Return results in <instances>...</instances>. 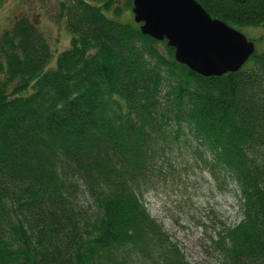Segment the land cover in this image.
<instances>
[{
  "label": "trees",
  "instance_id": "16d2710c",
  "mask_svg": "<svg viewBox=\"0 0 264 264\" xmlns=\"http://www.w3.org/2000/svg\"><path fill=\"white\" fill-rule=\"evenodd\" d=\"M196 1L264 29V0ZM117 2L62 3L72 39L53 67L28 17L0 36V264H189L140 196L186 141L240 193V222L215 241L222 264H264V53L200 76L109 16Z\"/></svg>",
  "mask_w": 264,
  "mask_h": 264
},
{
  "label": "rangeland",
  "instance_id": "374dc122",
  "mask_svg": "<svg viewBox=\"0 0 264 264\" xmlns=\"http://www.w3.org/2000/svg\"><path fill=\"white\" fill-rule=\"evenodd\" d=\"M69 1L0 0V36L15 20L28 17L48 39L55 56L53 67L58 55L71 44V34L60 16L62 3ZM132 9L125 0H118L109 16L122 23H134ZM237 29L255 44L256 54L264 53V29L254 26ZM252 62L250 59L244 67ZM196 145L186 141L168 150L166 159H160L151 183L141 190L140 196L149 214L179 245L189 264H222L215 241L224 226L240 222V193L236 184L224 175L221 179L226 184L221 188L220 180L197 157Z\"/></svg>",
  "mask_w": 264,
  "mask_h": 264
},
{
  "label": "water",
  "instance_id": "95a60500",
  "mask_svg": "<svg viewBox=\"0 0 264 264\" xmlns=\"http://www.w3.org/2000/svg\"><path fill=\"white\" fill-rule=\"evenodd\" d=\"M132 11L143 35L167 41L176 61L200 76L238 72L256 53L242 32L196 0H133Z\"/></svg>",
  "mask_w": 264,
  "mask_h": 264
}]
</instances>
